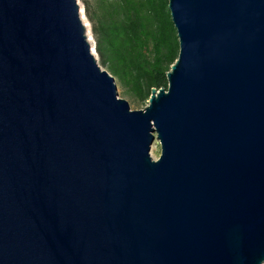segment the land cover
I'll return each mask as SVG.
<instances>
[{
  "label": "water",
  "instance_id": "water-1",
  "mask_svg": "<svg viewBox=\"0 0 264 264\" xmlns=\"http://www.w3.org/2000/svg\"><path fill=\"white\" fill-rule=\"evenodd\" d=\"M168 10L131 111L77 0H0V264L264 263V0Z\"/></svg>",
  "mask_w": 264,
  "mask_h": 264
},
{
  "label": "trees",
  "instance_id": "trees-1",
  "mask_svg": "<svg viewBox=\"0 0 264 264\" xmlns=\"http://www.w3.org/2000/svg\"><path fill=\"white\" fill-rule=\"evenodd\" d=\"M100 64L138 101L167 89L178 57L168 0H82Z\"/></svg>",
  "mask_w": 264,
  "mask_h": 264
},
{
  "label": "rangeland",
  "instance_id": "rangeland-1",
  "mask_svg": "<svg viewBox=\"0 0 264 264\" xmlns=\"http://www.w3.org/2000/svg\"><path fill=\"white\" fill-rule=\"evenodd\" d=\"M77 2H78V5L80 6L82 21L86 25L87 37H88V40L90 41V44L92 46V50H94V56L96 58V61H97L98 65L101 67V69L107 71L106 67H104V66H102L100 64L99 58H98V56H97V54L95 52V43H94V38H93V35H92V32H91V24L87 21V19L85 17L82 0H77ZM113 78H114V84L116 86L118 98L123 99L124 101H126L128 103V105H129V108H130L131 111H140V110H143L147 106L148 101L142 103V102L136 100L120 84V82L118 81L117 78H115V77H113ZM159 156H160V144H159V142L157 140H154V142L152 143V145L150 147V157L152 158V160H157L159 158Z\"/></svg>",
  "mask_w": 264,
  "mask_h": 264
}]
</instances>
